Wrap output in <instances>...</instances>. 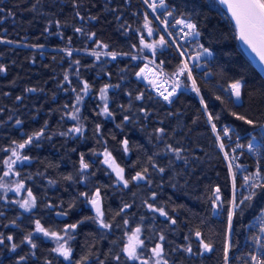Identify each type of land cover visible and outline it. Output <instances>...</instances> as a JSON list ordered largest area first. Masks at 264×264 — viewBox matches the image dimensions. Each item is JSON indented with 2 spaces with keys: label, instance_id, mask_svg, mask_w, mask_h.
Masks as SVG:
<instances>
[{
  "label": "trees",
  "instance_id": "16d2710c",
  "mask_svg": "<svg viewBox=\"0 0 264 264\" xmlns=\"http://www.w3.org/2000/svg\"><path fill=\"white\" fill-rule=\"evenodd\" d=\"M168 1L180 15L195 21L200 39L212 52L207 67L211 76L197 77L207 111L192 90L180 89L169 103L136 75L146 63L141 56L154 58L170 71L179 64L171 43L158 47L155 56L147 48L141 51L140 36L150 37L143 27L148 11L142 0H0V37L11 41L0 42V65L6 68L0 72V176L13 141L21 143L44 128L41 138L18 150L30 159L18 162L10 177L15 178L11 182L23 181L32 190L36 206L25 211L13 202L26 196L24 190L18 194L0 189V235L4 237L0 264H76L84 256L89 257L85 264H141L122 251L128 231L138 226L144 241L139 250L142 258L151 256V249L161 243L168 264H223L229 239L230 178L208 114L218 130L231 126L233 135L243 133L244 140L250 139L246 132L253 126L232 113L258 123L264 120V76L240 46L235 25L218 0ZM148 18L157 29L150 14ZM77 28L83 32H76ZM92 33L95 36L89 38ZM160 35H164L160 30L153 34L156 40ZM98 43L108 48H100ZM66 48L72 49L71 56ZM93 50L121 55L114 60L101 55L97 60L91 55ZM66 73L70 83L64 80ZM235 80L243 84L239 101L228 97L217 84ZM84 81L90 85L86 95L80 91ZM184 81L188 82L185 77ZM106 84L113 86L107 91L112 116L101 114L100 89ZM77 93L83 96L79 104ZM141 94L143 98L136 99ZM74 104L80 109L78 121L71 119ZM16 120L22 123L17 125ZM74 126L83 127V134H60ZM160 128L163 133L157 132ZM256 137L264 159V137L260 133ZM125 138L128 153L121 144ZM169 146L181 149L179 156ZM105 148L125 169L128 187L118 183L114 172L102 163ZM82 153L90 164L84 172L80 170ZM144 169L146 180L131 181ZM217 187L219 201L214 196ZM97 188L104 220L111 224L108 229L100 227L94 219L95 209L87 202ZM85 192L88 198L80 195ZM145 202L163 207L176 223L151 211ZM125 204L130 207L121 211ZM263 206L264 190H257L251 201L235 209L230 235L233 263L248 261L247 223ZM62 212L68 214L58 215ZM36 220L61 235L65 225L83 221L68 241L73 249L71 261L52 251L56 247L53 239L34 231ZM196 231L201 237H196ZM29 233L35 248L21 243ZM9 235L12 241L6 239ZM200 240L211 243L213 250L203 251ZM12 243L19 245L15 251ZM189 246L191 253L185 250ZM20 256L26 259L19 261Z\"/></svg>",
  "mask_w": 264,
  "mask_h": 264
},
{
  "label": "snow or ice",
  "instance_id": "6c2138e0",
  "mask_svg": "<svg viewBox=\"0 0 264 264\" xmlns=\"http://www.w3.org/2000/svg\"><path fill=\"white\" fill-rule=\"evenodd\" d=\"M75 2V0H74ZM143 3L147 6L148 9L151 10V12L155 15V19L159 21L161 25H163L164 32L167 33L168 37L172 38V44L171 46H174L179 56L182 58L181 63L178 65L177 70L173 72L172 75V88L171 91H168L167 95H165L164 91H160V89L163 87V85L158 84L155 80H150L149 83L155 87L158 91V94L167 102L171 103V97L176 94L177 89L181 88L183 85V82L181 81L180 77H185L188 81L191 82V90L195 92L200 97V102L204 106L205 110H207V104L204 101L203 96L200 95V87L197 85V80L193 74V70H203L204 66L207 64L208 58L212 57V52L204 47L202 44L196 43V48L192 50V53L190 54L188 49H185L183 47V44L177 43V38L180 41H183L184 43H187L191 45L192 43L196 42V39L200 36V32L197 29V25L194 23H191L189 19L185 17L176 18L175 13L172 11H167V15L161 19V14H159V9H165L166 10V0H143ZM221 4H225L228 7V10L231 12L232 18L236 22V27L238 29L239 38L243 40L246 44H248L254 52H256L261 61H264V0H220ZM35 8V5H33V9ZM3 9H0V12H2ZM9 15H12L10 12ZM77 15H79V12H77ZM145 21H144V29H146L148 36H152L154 32L158 31V29H154L151 24V20H149L148 12L144 13ZM169 18H172L171 20ZM83 19V17H81ZM91 19H96V17H91ZM57 26H59V21L55 22ZM170 29H177V32L174 36L173 31ZM76 32H83V29L77 28L75 30ZM95 36V33H92L91 37ZM0 42H7L11 43V41H5L3 37H0ZM169 40H166L164 35H160L158 40H154L151 43H147L144 39V36H140V45L142 46L141 51L144 48L150 49L152 51L153 56H155L157 47L163 48L165 46H169ZM37 47H43L37 46ZM98 47L107 49V44H100L98 43ZM133 47H136L133 45ZM66 54L68 56L72 55V49L66 48L64 49ZM91 55L95 56L97 60L100 59L101 55L110 56L113 60L116 59L118 55H121V53L117 52H100L93 50L91 52ZM133 59H137L136 56L132 57ZM203 60V63L201 61ZM154 62V61H153ZM76 64H79V61L75 62ZM147 69V65H145V68H141L136 75L138 77H141L144 75L145 71ZM6 68L3 65H0V72H5ZM154 75H157L154 73ZM205 76L211 75L209 72H204ZM64 80L69 81V76L66 73L64 75ZM70 83V81H69ZM110 87H113L112 85L106 84L104 87L100 89V98L104 101L103 108L101 109V114H104L106 116H112V112L109 110L108 103H107V91ZM90 88V85L87 81L83 82V87L80 89L81 92H83L85 95L88 93ZM242 88L243 84L241 80H235L229 85L230 94L231 96L235 97L236 100H240L242 96ZM28 91H35V89H28ZM73 91H76L73 89ZM143 95H138L136 99H142ZM17 99H20V97H17ZM217 100L220 99L219 96L216 97ZM75 100L77 104H79L83 100V96H81L79 93H77ZM67 107V105L65 106ZM0 111H3V109H0ZM80 109L75 104L73 105V112L71 114V119L73 120H79V113ZM233 116H235L237 119L244 121L248 125H252L254 129L256 127H259L261 130V136L264 137V124H259L258 122L253 121L252 119L246 118L244 115H238L237 113L233 112ZM11 119V117H9ZM213 116L211 113L208 114V120L209 122L213 121ZM215 119H219V117H215ZM124 120L128 121L129 117L124 116ZM17 125H20L22 122L20 120H16L15 122ZM212 131L216 133V138L219 141L218 146L221 150H224L225 144H224V138H228L229 140L232 139V133L233 129L224 126L221 130L217 129V126L215 123L211 124ZM100 127L97 125V131L99 132ZM83 127L80 126H74L68 130V132L60 133L61 135H68L69 133H80L83 134ZM157 132L163 133L164 129L160 128L157 129ZM44 135V128H41L39 131L33 132L31 135L27 136V139L23 140L21 143H17L16 141H13L14 146H10L7 151L11 152V155L8 157L7 160L3 161V164L6 165L7 170L4 171L3 175L0 176V181L4 180V177H7L9 175L13 174L14 166L20 162L23 163L24 161H28L30 157L21 155L20 151L25 149L28 145H31L34 141V139L38 140ZM255 137H252V139L249 140L247 145L239 143L240 136H236V147L240 149L247 148L249 153H257L259 150L254 145ZM121 144L123 146V150L125 153L129 152V141L127 138L123 139L121 141ZM169 149L176 152L177 156H179V153L181 149H172L171 146H169ZM236 149H232V155L230 156L228 152H224L225 159L228 162V168L232 175V182H233V198L231 200L232 209L228 212V232H229V239L225 243L224 247V264H229L230 259V250H231V231H232V222L233 217L236 215L235 209L239 208L240 205L245 204L247 201H251L253 197L257 195V190H264V172L261 171L260 167V161H257V167L254 172L247 173L242 176L243 183L240 185V187H244L249 191V195L243 196L239 203H237L236 199V177L238 171H245L243 165L236 163L238 157L235 155ZM243 154V153H241ZM104 159L102 161L103 164L107 165L112 172L115 173L116 179L118 183H122L124 187H128L130 180L125 178V169L121 167L115 160V158L112 156V153L105 148L103 152ZM90 168V164L85 161L84 154L82 153L80 155V170L81 172L86 171ZM160 172H163L164 169L160 168ZM147 169H144L143 171L136 172L134 176L131 177V181H141L146 180L147 176ZM15 175L19 176L20 174L18 172L14 173ZM68 179H71L69 176ZM151 183V181H148ZM50 183H55V181H50ZM0 189H4L5 191L10 190V186L7 183L0 182ZM15 192L20 193L21 190L26 191V196L20 200L13 201L14 203L18 204L20 208L24 209L25 211H31L37 203L36 197L33 195V192L30 188H26L23 181H18L15 183ZM81 196H84L86 198L89 197L88 193H81ZM215 200H220V188L215 189ZM156 193L152 194V198L155 199ZM3 198V197H0ZM88 203L92 205V207L95 209V217L94 219L99 223L100 227L108 229L111 227L110 223L105 222L104 220V212L101 208V192L100 189L97 188L95 193L88 198ZM147 204V207L153 211L158 212L161 216L168 217L169 220H171V223L175 224V219H172L169 217L168 212L165 211L163 207H154L152 204ZM222 203V202H221ZM51 207V205H49ZM69 207H72V205H69ZM130 205L125 204L121 211H123L125 208H129ZM264 211V210H262ZM67 212L58 213V215H64L66 216ZM242 214V212L240 213ZM13 224L15 221L12 222ZM83 223V221H77L76 223L67 224L65 225L64 229L61 231L63 232V235H61L57 231L49 230L45 228L40 220L35 221V229L34 231L37 233H42L44 237H49L56 241V247L52 249L53 252L57 253L59 256H62L65 260L71 261L72 259V252L73 249L68 246V241L73 239V236L71 235V232L78 228L79 224ZM126 225L128 224V221L125 220L124 222ZM259 232L264 233V221H262L259 225ZM141 233V227H136L134 231L127 237V243L123 247L122 251L125 253L126 257L129 260H140L141 264H168L167 259L164 257V249L162 244L157 243L152 249H151V256H149L147 259H142V253L139 251L144 247V241L140 238ZM196 237H201V232L196 231L195 233ZM67 237V239H65ZM8 241H12L13 237L11 235L7 236L6 238ZM161 241L164 240V236L161 235L159 238ZM255 248L257 249V252L254 254L249 255V261H246L245 264H264V236L256 235L254 237L250 238ZM27 243L31 245L32 248H35L36 245L33 242L32 239V233H29L24 237V240L21 241V243ZM4 243V237L0 235V245ZM201 247L203 251L210 252L213 250V245L211 243H205L203 240H200ZM19 247L18 244L12 243L11 244V250L15 251ZM187 252L191 253L192 248L191 246L187 247L185 249ZM26 257L20 256L19 261L25 260ZM89 259L88 256L82 257L79 261L76 262V264H85V262ZM117 261H119L120 257L117 255L115 257ZM47 264H50V262H47ZM99 264H104L103 261H100Z\"/></svg>",
  "mask_w": 264,
  "mask_h": 264
},
{
  "label": "built area",
  "instance_id": "2783aa9c",
  "mask_svg": "<svg viewBox=\"0 0 264 264\" xmlns=\"http://www.w3.org/2000/svg\"><path fill=\"white\" fill-rule=\"evenodd\" d=\"M143 1V0H142ZM145 5V4H144ZM147 11L149 12L152 20L154 21L156 27L158 30H160L164 36L166 37L167 40H169V42L172 44V38L168 37L167 33L164 32V29H163V25H161L159 23L158 20L155 19V15L151 12L150 9L147 8V6L145 5ZM167 11H172L175 13V17L178 19L180 17H184L182 15H180L178 13V10H177V7L174 5V4H171L168 0H166V10L165 9H159V14H161V19H163V17L165 15H167ZM187 18V17H185ZM170 20L172 18H169ZM190 20L191 23H195L194 20L190 19V18H187ZM171 31H173L174 33V36L177 32V29H170ZM177 43H180V44H183V47L185 49H188L190 54H194L192 53V50L196 48V43H199V44H202L204 47H206L204 45V43L202 42V40L200 39V36L196 39V42L192 43L191 45L187 44V43H184L183 41H180L178 38H177ZM177 56H178V61H179V64L181 63V57L179 56L178 54V51L177 49L173 46ZM145 58V57H143ZM201 63H203V60L201 61ZM208 63H209V58L207 60V64L204 66V69L203 70H196L194 69L193 70V74L197 80V77L198 76H203L204 79H207L209 78L211 75L209 76H205L204 75V72H209L211 73L207 67H208ZM178 64V65H179ZM157 69H158V77H157V80L156 82L158 84H161L163 85V87L160 89V91H164L165 92V95H167L168 91H171V88H172V83H171V80L173 79L172 78V73L175 72L177 70L174 69L173 71H170L168 69H166L165 67H163L162 65L158 64V63H155ZM181 81L183 82V85H187V86H182L181 88L177 89L180 90V89H183L185 91H190L191 90V82L188 81V82H185L184 81V77H180ZM234 82V81H232ZM230 82L229 84L227 85H223L221 82H218V86H220L223 91L228 95V97L232 98L233 100L235 101H239V100H236L235 97L231 96L230 94V89H229V85L232 83ZM198 85V83H197ZM149 88L155 93L157 94L159 97H161L159 94H158V91L155 87H153L152 85L149 86ZM176 91V92H177ZM200 95H201V92H200ZM202 96V95H201ZM173 97V96H172ZM171 97V98H172ZM199 97V96H198ZM162 98V97H161ZM200 99V97H199ZM213 122H211L212 124ZM259 124H264V120L261 121V123ZM257 133H260L261 134V130L259 127H256L254 129V127L251 129V130H248L246 132V134L250 135V139H252V137H255V141H254V145L258 148V152L253 154V153H249L247 148H244V149H240V148H237L236 147V144H237V141H236V136L239 135L240 136V140H239V143L241 144H244V145H247V143L249 142L250 139L248 140H244L242 137L245 135H243V133H237L236 135H233L232 134V139L229 140L228 138H224V144H225V148L224 150H221L222 153H223V156H224V152H228L229 155L231 156L232 155V149H236L235 151V155L238 157L236 163H239L241 165L244 166V168L246 169V172L245 171H238L237 172V177H236V185H237V188H236V199L238 200L239 198H242L243 196H247L249 195V191L244 188V187H240V185L243 183L242 181V176L247 174V173H250V172H254L256 170V167H257V161L259 160L260 161V167H261V171L264 172V159H263V153L262 151L260 150V148L258 147V143H259V138L256 137V134ZM215 136H216V133H215ZM217 139V138H216ZM218 144H219V141L217 140ZM243 153V154H241ZM224 159H225V156H224ZM225 162H226V165H227V168H228V162L227 160L225 159ZM228 172H229V178H230V210L232 209V205H231V200L233 198V182H232V175L229 171V168H228ZM238 203V202H237ZM264 206L255 214L251 217V219L248 221L247 223V227L248 229L250 230L248 236L246 237V241L249 245V250L247 251L246 253V256L248 257V261H249V255L250 254H254L257 252V249L255 248V245L253 243V241L250 239L251 237H254L256 235H261V236H264V233H260L259 232V225L262 221H264ZM250 264V262H249Z\"/></svg>",
  "mask_w": 264,
  "mask_h": 264
},
{
  "label": "rangeland",
  "instance_id": "374dc122",
  "mask_svg": "<svg viewBox=\"0 0 264 264\" xmlns=\"http://www.w3.org/2000/svg\"><path fill=\"white\" fill-rule=\"evenodd\" d=\"M155 36H150V37H148L147 39H145V41L147 42V43H151L152 41H154V40H156V37L154 38ZM157 49H158V47H157ZM156 49V50H157ZM151 53H152V51L150 50V49H148ZM105 52V51H104ZM143 57H145V58H143ZM141 58H143V59H145V65H147V69H146V71H145V73H144V75L143 76H141L140 78H142L143 80H145L149 85H151L150 83H149V81L150 80H157V77H158V69H157V67H156V65H155V63H156V61H155V59L154 58H150V57H146V56H141ZM154 61V62H153ZM145 65H144V68H145ZM154 73H156L157 75H154ZM231 127V126H230ZM104 152V151H103ZM103 152H102V159H104V156H103ZM116 160V159H115ZM117 162V161H116ZM118 163V162H117ZM119 164V163H118ZM120 165V164H119ZM121 166V165H120ZM122 167V166H121ZM6 170H7V167H6ZM5 170V171H6ZM115 174V173H114ZM11 177V175H9V176H7V177H4V180L3 181H0V182H3V183H7L9 186H10V190H8V191H5L4 189H1V190H3V191H5V192H9V191H14V189H15V183L14 182H11V180H13V179H15L14 177H12V178H10ZM241 198H239L238 200H237V202L239 203V200H240ZM136 228V227H135ZM135 228H131L129 231H128V233H127V237H128V235H130L131 233H132V231H134L135 230ZM127 237H126V243H127ZM140 238L142 239V233H140ZM55 243H56V241H54ZM161 244V243H160ZM57 246V245H56ZM68 246H69V244H68ZM142 259H147V258H142ZM139 262H141L140 260H138ZM223 264H224V262H223ZM229 264H235V262L233 263L232 261H231V259H229ZM237 264H245V263H243L242 261H240L239 263H237Z\"/></svg>",
  "mask_w": 264,
  "mask_h": 264
},
{
  "label": "water",
  "instance_id": "95a60500",
  "mask_svg": "<svg viewBox=\"0 0 264 264\" xmlns=\"http://www.w3.org/2000/svg\"><path fill=\"white\" fill-rule=\"evenodd\" d=\"M220 2V0H218ZM225 11L227 12V14L229 15V17L232 19L234 25H235V28H236V35H237V38H238V41H239V44L240 46L242 47V49L245 51V53L252 59V61L254 62L255 66L258 68V70L262 73V75L264 76V61H261L260 60V57L259 55L254 52L252 50V48L246 44L243 40H241L239 38V33H238V29L236 27V22L235 20L232 18V15H231V12L228 10V7L227 5L225 4H221Z\"/></svg>",
  "mask_w": 264,
  "mask_h": 264
},
{
  "label": "bare ground",
  "instance_id": "6f19581e",
  "mask_svg": "<svg viewBox=\"0 0 264 264\" xmlns=\"http://www.w3.org/2000/svg\"><path fill=\"white\" fill-rule=\"evenodd\" d=\"M182 90H183V89H182ZM178 91H179V90H178ZM178 91H177V92H178ZM177 92H176V93H177ZM173 96H174V95H173ZM197 96H198V95H197ZM199 100H200V99H199ZM206 111H207V110H206Z\"/></svg>",
  "mask_w": 264,
  "mask_h": 264
}]
</instances>
